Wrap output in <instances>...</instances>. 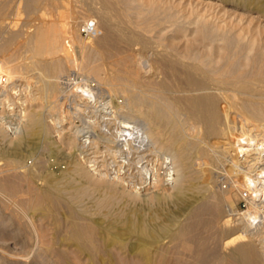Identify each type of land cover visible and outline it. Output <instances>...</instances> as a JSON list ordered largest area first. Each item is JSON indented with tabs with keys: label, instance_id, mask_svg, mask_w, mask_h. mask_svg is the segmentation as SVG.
I'll return each mask as SVG.
<instances>
[{
	"label": "rangeland",
	"instance_id": "374dc122",
	"mask_svg": "<svg viewBox=\"0 0 264 264\" xmlns=\"http://www.w3.org/2000/svg\"><path fill=\"white\" fill-rule=\"evenodd\" d=\"M107 1L0 0V94L9 91L11 95L7 98L10 99L9 107L6 104V110L1 113L8 122L9 136H0V264H241L238 247L243 242L234 240L237 230L232 227L235 230L233 233L231 226H235L237 220L231 214V209L246 210L247 200L243 189L230 182L229 173L223 170L226 163L218 157L216 147L212 146L213 141L210 140L212 134H208L209 129L204 124L196 129L197 137H201L198 148L203 145L208 152L201 154L196 151L195 157L198 162L201 161V166L214 169L213 176L200 178L195 185H188L181 193L183 196L174 191L170 194L155 191L152 192L151 201L148 196L130 200L106 187H92L82 196L79 195L78 199L74 196L73 185L81 181L69 172L74 163V148H64L55 142L54 137L44 133L46 105L60 93V86H55L59 93L55 92L51 97L46 98L41 94L46 71L40 68L41 65L37 64L39 58L34 57L29 49L33 32L43 24H62L65 29L62 31L65 50L77 60L66 67L58 78L69 74L72 81L88 79L98 85L95 90L100 87L98 90L104 93L113 88L110 91L116 100L123 99V85L132 77H144L154 85L161 80L171 82L177 66L173 60L175 58L172 59L175 57L172 54L174 50L166 48L167 44L164 43L169 38L165 34L173 36L178 45L184 42L179 38V32L172 31V20L164 17L157 22L158 17H150L146 24L140 23L142 26H138V20L127 6L125 8L124 2ZM174 1L179 3L175 9L178 16L189 20L195 18L197 12L203 13L207 19L221 25H232L240 32L249 30L248 34L258 33L264 42V12H258L254 4H250L252 8L244 9L238 5V0H219V6L209 9L198 5L200 3L197 4L195 0ZM90 22L95 26V34L83 31L84 25ZM163 30L165 33L159 32ZM157 32L159 36L162 34V39L158 38ZM131 35L137 39L134 40L133 36L130 39ZM139 35L147 40L143 42L145 39H138ZM81 47L85 50L91 47L99 49L93 63L102 66L104 77L114 74L110 76L116 75L117 78L99 80L92 74L83 73L81 60L85 50ZM165 56L167 62L172 60V63H166ZM150 64L155 70L152 69L149 76L144 70ZM17 65L25 67L19 69ZM6 66H13V69ZM77 86L71 87L70 91L77 93ZM38 88V102L33 100L29 105L32 103V107H37L43 123L35 131L24 134L18 124V108L14 98L28 94L29 89L34 92L36 89L37 92ZM14 93L21 94L18 96ZM19 136L22 139L18 140ZM112 195L118 197L107 203ZM227 217L231 218L229 226L224 221ZM222 223L227 225L223 226ZM234 255L236 261L231 259L235 258Z\"/></svg>",
	"mask_w": 264,
	"mask_h": 264
},
{
	"label": "bare ground",
	"instance_id": "6f19581e",
	"mask_svg": "<svg viewBox=\"0 0 264 264\" xmlns=\"http://www.w3.org/2000/svg\"><path fill=\"white\" fill-rule=\"evenodd\" d=\"M121 1L124 2L125 8L127 6L134 14L138 26L140 23L146 24L150 17H158L157 22L165 18L173 21L172 31L179 32V38L184 42L178 45L173 36L165 34V37L169 38L168 41L164 40V43L167 44L166 48L174 50L172 54L175 57L172 59L175 58L173 60L177 66L175 70L173 62L171 82L161 80V76L158 85L150 84L144 77L139 79L131 76L132 78L128 80L124 78L127 80L122 89L124 97L122 100H116L110 91L113 88L104 93L98 90L100 87L95 90L98 85L89 82L88 79L81 82L72 81L69 74L58 78L63 71L65 72L66 67L72 66L77 60L65 50L62 37V31L65 29L63 30L62 24L57 22L48 26L44 24L38 26L29 40L31 54L39 58L37 64L46 71L41 94L46 95V98L51 97L55 92L59 93L55 86H60V93L46 105L43 114L46 125L44 133L54 137L55 142L65 146L64 148H74L72 153L74 163L70 166L69 172L71 176L81 179L73 185L74 196L79 198V195L90 191L92 187L115 190L117 194L130 200L148 196L151 201L152 192L155 191L159 194L185 192L188 185H195L196 180L210 178L213 174L212 167L201 166V161L198 162L195 157L196 151H200L201 154L208 152L203 145L202 149L198 148L201 137H197L196 129L201 125L203 127L204 124L207 130L209 129L208 134L209 132L212 134L210 140L213 141L212 146L216 147L218 157H221L228 167L225 165L223 168L219 165L229 173L230 182L243 189L246 198L244 199L247 200L246 210L231 209V214L237 220L234 222L235 226L231 224L233 225L231 229L236 227L237 230L234 240L239 239L241 243L243 242L238 244L240 260L243 264H264V42L261 36L254 32L248 34L249 30L246 33L240 32L232 25H221L199 12L195 18L189 20L178 16L175 9L179 3H175L174 0ZM195 1L209 9L219 6V0ZM257 1L237 2L244 9L252 8L249 6L254 4L258 12H264V2ZM189 30L190 34L187 33ZM159 32L158 38H161L162 34L159 36ZM134 35L129 38L133 36L136 40L135 36L138 35ZM139 36L138 39L143 38ZM95 49L91 47L83 51L85 52L83 56L81 55L83 59L80 56L83 73L92 74L99 80L106 79L107 76L102 75V72L104 73L102 66L95 64L97 59L95 63L92 61L99 52V49ZM166 56V63H172V60L167 62ZM6 67L2 68L13 69V66ZM21 67L25 66L17 65V68ZM152 69L153 66L150 64L144 73L150 76L152 75L150 71L155 70ZM110 75L108 79L116 77ZM75 85H78L77 93L70 91ZM38 90L39 88L34 92L29 89L28 94L21 96H19L21 93H14L19 94L18 98H13L18 108L16 110L18 124L24 134L30 130L35 131L43 123L37 107L33 108L32 103L29 105L30 101L38 100L37 96L40 95ZM119 90L118 88L117 91ZM8 92L0 94V136L3 137L8 135V122L1 115L10 105V99L7 98L11 95ZM40 102L42 104V101ZM6 104L8 106L5 108ZM205 129L203 130L207 133ZM20 139L22 136L18 137V140ZM115 197L118 196H109L106 202H111ZM230 219L227 217L225 223ZM236 256L231 259H236ZM148 259L147 257L146 261Z\"/></svg>",
	"mask_w": 264,
	"mask_h": 264
},
{
	"label": "built area",
	"instance_id": "2783aa9c",
	"mask_svg": "<svg viewBox=\"0 0 264 264\" xmlns=\"http://www.w3.org/2000/svg\"><path fill=\"white\" fill-rule=\"evenodd\" d=\"M86 34H92L95 32V26L92 22L87 23L84 25V30H83Z\"/></svg>",
	"mask_w": 264,
	"mask_h": 264
}]
</instances>
